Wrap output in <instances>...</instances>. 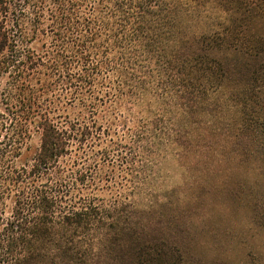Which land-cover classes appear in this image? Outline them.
<instances>
[{
    "label": "trees",
    "instance_id": "16d2710c",
    "mask_svg": "<svg viewBox=\"0 0 264 264\" xmlns=\"http://www.w3.org/2000/svg\"><path fill=\"white\" fill-rule=\"evenodd\" d=\"M169 147L186 180L158 188ZM241 169L264 0H0V264H200L190 203ZM261 186L229 197L264 228Z\"/></svg>",
    "mask_w": 264,
    "mask_h": 264
},
{
    "label": "rangeland",
    "instance_id": "374dc122",
    "mask_svg": "<svg viewBox=\"0 0 264 264\" xmlns=\"http://www.w3.org/2000/svg\"><path fill=\"white\" fill-rule=\"evenodd\" d=\"M208 14L214 15L213 12ZM159 171L161 178L158 188L174 189L186 180L185 171L179 165L172 147L160 160ZM262 178L243 169L228 177L218 173L206 178L213 194L205 198L199 207L196 203H190V209L193 208L195 213L196 237L193 247L198 263L264 264V228L254 221L247 201L229 197L232 190L243 199L248 194L256 193L264 185Z\"/></svg>",
    "mask_w": 264,
    "mask_h": 264
}]
</instances>
